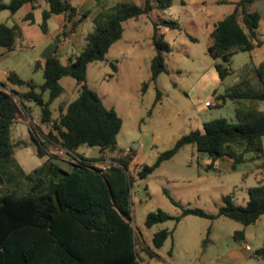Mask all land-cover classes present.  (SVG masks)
<instances>
[{
    "label": "trees",
    "instance_id": "16d2710c",
    "mask_svg": "<svg viewBox=\"0 0 264 264\" xmlns=\"http://www.w3.org/2000/svg\"><path fill=\"white\" fill-rule=\"evenodd\" d=\"M44 1L47 8L42 10L40 23L43 31H46L47 19L53 14H62L74 27L87 15V11H83L73 19L77 8L69 0ZM257 1L237 0L234 9L216 21L209 32L206 50L215 60L214 68L220 80L229 74L234 54L251 51L263 42L257 32L260 20L254 6ZM171 2L144 0L142 5H137L116 0L109 6H102L92 17L93 29L85 35L83 48L78 54L68 57L65 62L56 55L34 62V70L42 71L41 84L31 79L24 80L14 71L8 72L7 81L21 90L0 82V158L11 156L17 143L25 145L24 141L12 142L11 125L22 109L28 112L24 101H32L40 107L39 123L52 122L47 131H42L38 123L34 124L31 136L36 146L35 153L45 157V164L61 173L57 180L48 181L45 192H38L44 181L39 178L26 194L18 195L11 191L0 195V264H143L138 250L149 256L155 255L150 248L137 243L131 224V175L128 167L132 154L114 157L118 163L107 171H101L94 165L99 157H85L78 154L77 149L85 145L97 147L100 153L116 151L117 134L122 125L117 112L107 107L97 92L87 85V65L104 59L110 45L121 38L123 21L137 19L153 8H167ZM37 3L38 0H0V11L7 9L14 13L25 4L34 9ZM23 19L33 22L32 11H28ZM162 23L170 28L179 27L174 20L163 19ZM158 30V24L154 23L152 44L155 53L150 60V77L142 82V91L150 82L155 83L160 73L167 71L164 52L169 51V46ZM20 34L18 26L0 23V47L13 50ZM110 65L116 72V64L111 62ZM243 73L236 84L216 96L222 101L229 98L250 102L248 106L235 108V120L218 117L203 122L201 129L181 135L152 164L139 165L138 177L146 178L162 161L171 158L186 144H193L198 152L208 156L210 161L205 166L206 170H214V161L222 157L231 159L232 169L238 163L260 157L264 111L252 103L264 100V58L252 66L250 78V75L245 76V71ZM64 76L75 79L77 96L59 105L58 115L53 116L50 105L64 90L59 82ZM51 145L74 153L75 161L65 159L71 165L70 170L55 162L60 158L47 151ZM2 181L0 175V183ZM163 193L181 208V212L172 215L160 208L150 211L144 220L147 227L166 220L178 223L189 214L208 218L223 215L249 225L264 214V179L247 189L248 198L244 205L235 203L231 193L222 195V203L216 213L182 206L173 200L167 189L163 188ZM171 232L167 228L154 231L153 246L161 247ZM234 234L237 239L244 236L241 230ZM251 256L264 258V245L253 250Z\"/></svg>",
    "mask_w": 264,
    "mask_h": 264
},
{
    "label": "rangeland",
    "instance_id": "374dc122",
    "mask_svg": "<svg viewBox=\"0 0 264 264\" xmlns=\"http://www.w3.org/2000/svg\"><path fill=\"white\" fill-rule=\"evenodd\" d=\"M115 1L102 0L104 6ZM121 1L137 5L144 2ZM236 1L172 0L167 8H153L137 20L127 19L122 22L121 38L110 45L104 59L87 65V85L93 88L104 104L112 107L122 120L121 129L117 134V146L122 151L107 152L112 157H118L125 153L134 154L136 150L135 157L128 167V173L131 175L130 210L133 228L148 233L160 228H174L172 237H168L157 249L160 258L138 250L139 256L146 264H202L209 256L219 255L234 247L240 248L234 234L239 230L243 231V240L250 246L245 248L246 250L242 249L248 256L241 264H264V258L251 256L253 250L264 245V214L249 225H243L223 215L215 218L187 215L177 224L173 220H166L151 228L144 226L146 214L157 208L174 215L180 212V207L170 201L162 188L167 189L173 200L181 205L202 208L208 213H216L222 195L228 193H231L235 203L244 205L248 198L247 189L264 179V136L261 138V156L238 163L234 169L228 167L227 158H222L217 161L218 170L206 171L205 166L210 161L208 156L196 152L192 144H186L171 158L162 161L146 178H139L137 175L139 165L152 164L158 155L169 149L181 135L193 129H201L203 122L214 118L235 120V108L249 105L250 102L246 99L236 101L227 98L222 101L216 96L218 92L223 93L226 88L236 84L244 71L245 76L250 75L252 66L264 58V0H258L254 4L260 14L257 32L258 38L263 40L262 46L234 54L229 64L230 72L222 82L214 68L215 60L206 50L213 24L230 13ZM40 2L42 7L47 8L44 0ZM81 2L82 0H71V4L79 8L75 19L86 9L90 10L93 5H99L100 0H92L90 5H80ZM42 7L33 10L34 22L31 24L23 20L24 15L31 11L29 4L23 5L14 13L7 9L0 11V23L16 25L21 33L15 40L13 50L7 51L0 47V82H6L5 74L14 71L24 80L31 79L36 84L42 83V71L34 70V62L41 58L47 43V40H43L45 33L40 27ZM83 19L85 17L74 27L76 33L85 29L81 24ZM163 19L174 20L179 27L170 28L162 23ZM154 23L158 24V32L163 34L169 46V51L164 52L167 71L160 73L156 82H150L142 91V82L150 77V60L155 53L152 44ZM49 27L51 32L57 27L54 19L49 20ZM92 29L91 25L86 30ZM68 31L67 28L63 33L66 35ZM110 62L116 64V72ZM110 73H113L111 77L108 76ZM59 82L64 90L50 105L53 116L58 115L59 105H64L77 96L78 85L74 78L64 76ZM212 88H216L217 92L213 93ZM210 98H213L214 103L204 105L205 100ZM24 103L29 114L27 117L35 119L40 107L32 101ZM252 104L264 111V100H256ZM22 112L24 114L18 113V121L11 125V140L14 143L22 139L25 145L16 144L12 157L28 171L36 167V162L43 163L45 157L39 158L34 154L36 146L32 140L30 124L23 118L26 116L23 109ZM77 153L88 158L99 157L97 147L84 145L77 149ZM58 158L60 159L55 162L60 167L71 169V165L65 160L66 157L58 155ZM10 161L4 160L1 164L2 174L6 177L3 190L10 186L8 172L19 174L15 164L8 166ZM198 172L200 175H197ZM29 178L32 180V176ZM33 178L35 183L41 177ZM30 187L24 178L22 183L17 185L16 192L20 195L26 194ZM46 190L47 184H41L38 188V192Z\"/></svg>",
    "mask_w": 264,
    "mask_h": 264
},
{
    "label": "crops",
    "instance_id": "0c3cea01",
    "mask_svg": "<svg viewBox=\"0 0 264 264\" xmlns=\"http://www.w3.org/2000/svg\"><path fill=\"white\" fill-rule=\"evenodd\" d=\"M69 2L71 3V0H69ZM84 3L85 4L88 3L90 5L92 3V0H82L80 5H83ZM113 3L114 2L106 3L105 6H109V5L113 4ZM103 4L104 3L102 2V0H100L99 5L95 4V5L92 6L93 7L92 9H90V10L86 9V11L88 13L85 16V19H83V21L81 23L82 25L85 26V29H83L79 33H76V30L74 29V26H72V22H70V21L66 22L65 17L62 14H53V15H51L47 19V28H46V31H44L45 37H43V40H47V43H46V45H45V47L43 49L42 56L39 59L43 60L45 57H47L49 55H56L63 62H65L68 59V57L73 56L75 54H78L83 48L85 35L88 32H90V31H87L86 29L89 26H91V25L93 26V23H92V20H91L92 17L97 13V11L102 6H104ZM41 7L42 6H41L40 0H38V3L36 4V7L34 9H32L31 6H30L32 13H33V10H37V9H39ZM75 7L77 8V14H78L79 8L77 6H75ZM43 9H46V8L42 7L41 13H42ZM94 10H97V11L93 12ZM139 18H137V19H139ZM51 19H54L56 21V23H57V27L52 32L50 31V27H49V20H51ZM73 19H75V17ZM137 19H135V20H137ZM25 21L30 23L28 20H25ZM33 22H34V19H33ZM33 22H31V23H33ZM67 28H68L69 31H68V34L65 35L63 32H65V29H67ZM28 40L31 41V38H29ZM262 44H263V42H262ZM62 58H66V60L64 61ZM116 70H117V67H116ZM7 74H8V72L5 74L6 75V82H4V83H6L8 85V87H13V88H16L17 90H21L20 87L18 89L17 88L18 86L17 87L16 86H12V84L7 81ZM224 79H222L221 82ZM1 81H3V80H1ZM212 92L213 93L217 92L216 88H212ZM219 93H222V92H218L217 94H219ZM23 111L26 113V116L24 115L23 118H24L25 121H27L30 124V130L32 132L34 124H37L38 121H39L38 117L36 116L35 119L27 117L29 115L28 112L25 109H23ZM19 113L22 114V115L24 114L22 112V110ZM20 114L17 115V117L15 118L14 122L18 121V118L20 117ZM22 115H21V117H22ZM18 141H23V140L22 139H18L16 141V143ZM17 144L18 145H20V144L24 145L22 143H17ZM193 148H195V146ZM117 150H120V148L118 146H117ZM195 150H196V148H195ZM14 151H15V149L13 150V153H14ZM33 152H34V154H36L35 150ZM196 152H197V150H196ZM13 153L9 157L0 158V175H1L2 179H3V181L0 183V195L8 193V192H11V191L16 192L17 185L21 184L22 181L24 180V178L28 181V183L31 186L33 181H35V180H33V179H35V178H33L35 176H37V177L39 176V177L43 178L44 181H43L42 184H47L50 179L57 180L58 177L61 175V173H60V171L58 169L51 168L47 164H45V159H44L43 163L36 162V167L33 170L26 171V170H24L22 168V166H20V164L18 162H16L13 159V157H12ZM135 153H136V150H135ZM135 153L132 154V159H131L129 165L132 163V160L135 157ZM39 158H43V157H39ZM222 158H227V157H222ZM222 158H218V159H216L214 161V170L215 169L218 170L217 161L222 159ZM4 160H11L10 163H9L10 165H8V166L10 167V166H13L15 164L16 167H17V170L19 172V174H15V173H13L11 171L8 172V173H10V177H9V175L7 176L8 183H10V186H9V188H7V190H3L2 189L4 184H6L5 183V180H6L5 178L6 177H5V174H2V166H1V164H2V162ZM227 163H228V167L231 168V159L227 158ZM37 171H39V172H37ZM206 171H208V170H206ZM197 175H200V172H198ZM31 176H32V180L29 178ZM162 190H163V188H162ZM16 194H17V192H16ZM18 195H20V194H18ZM187 206H189V205H187ZM180 212H181V208H180ZM180 212L178 214H180ZM172 215H174V214H172ZM189 215H192V214H189ZM144 226L146 228H151L152 227V226L151 227H147L145 224H144ZM133 229H134L135 236L137 238L136 240H138L137 242H139L138 244H141L143 246H146V247L150 248L155 253L154 256L157 257V258H160L159 254L157 252V249H159L160 247L159 248H155L153 246V244H152V235H153L154 232L148 233L147 231H144V230L141 231V230H136L135 228H133ZM171 230H172V232H171V234L168 237H172V233H173L174 228L171 229ZM150 239H151V242H150ZM237 240L239 241L240 248L234 247V248H231L230 250H228V251H226L224 253H220L219 255L209 256V257L205 258L202 261V264H241L248 256V253H246L242 249H245V245H249V244L245 240H243V238L242 239H237ZM143 262H144L143 264H146L144 259H143Z\"/></svg>",
    "mask_w": 264,
    "mask_h": 264
},
{
    "label": "built area",
    "instance_id": "2783aa9c",
    "mask_svg": "<svg viewBox=\"0 0 264 264\" xmlns=\"http://www.w3.org/2000/svg\"><path fill=\"white\" fill-rule=\"evenodd\" d=\"M212 103H214L213 98H210L204 102V105L209 106ZM42 131H47L49 127L51 126L52 122H49L48 124L38 123ZM48 152L54 153L56 155H59L61 157L70 158L72 161H75V158H73L74 153H71L70 151L66 150L63 147H55V146H49L47 149ZM118 162L112 155H110L107 151L100 153L99 152V160H97L94 165L101 171H107L112 166L116 165ZM245 248L248 249V245H245Z\"/></svg>",
    "mask_w": 264,
    "mask_h": 264
}]
</instances>
